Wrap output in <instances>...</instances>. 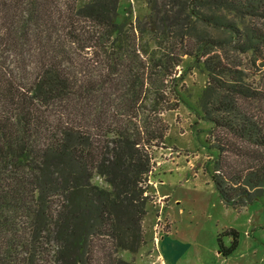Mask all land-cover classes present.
Segmentation results:
<instances>
[{
	"label": "trees",
	"instance_id": "1",
	"mask_svg": "<svg viewBox=\"0 0 264 264\" xmlns=\"http://www.w3.org/2000/svg\"><path fill=\"white\" fill-rule=\"evenodd\" d=\"M147 3L120 24L119 0H0V264H134L121 251L144 241L186 55L207 72L220 197L264 194V110L246 106L264 94L232 62L251 50L264 67V0Z\"/></svg>",
	"mask_w": 264,
	"mask_h": 264
},
{
	"label": "rangeland",
	"instance_id": "2",
	"mask_svg": "<svg viewBox=\"0 0 264 264\" xmlns=\"http://www.w3.org/2000/svg\"><path fill=\"white\" fill-rule=\"evenodd\" d=\"M149 14L147 0H119L116 21L136 23ZM262 60L251 50L232 58L250 90L264 94ZM180 74L182 101L165 112L166 142L155 149L144 241L121 255L134 264H264V194L240 208L222 200L211 177L218 155L209 133L213 124L200 107L207 72L186 55L175 70ZM246 106L258 113L264 101Z\"/></svg>",
	"mask_w": 264,
	"mask_h": 264
}]
</instances>
